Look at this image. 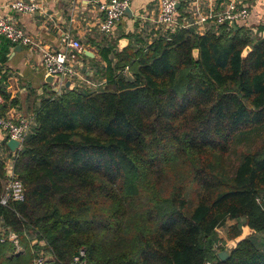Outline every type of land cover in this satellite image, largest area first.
Here are the masks:
<instances>
[{
	"label": "trees",
	"instance_id": "1",
	"mask_svg": "<svg viewBox=\"0 0 264 264\" xmlns=\"http://www.w3.org/2000/svg\"><path fill=\"white\" fill-rule=\"evenodd\" d=\"M219 30L126 47L102 89L40 102L21 150L0 146V196L7 159L25 190L0 205L22 250L5 241L0 264H31L39 242L51 264L80 247L94 264H264V25Z\"/></svg>",
	"mask_w": 264,
	"mask_h": 264
},
{
	"label": "crops",
	"instance_id": "2",
	"mask_svg": "<svg viewBox=\"0 0 264 264\" xmlns=\"http://www.w3.org/2000/svg\"><path fill=\"white\" fill-rule=\"evenodd\" d=\"M16 1L0 0V17L24 31L33 45L13 44L0 34V91L8 96L7 103L4 100L1 105H7L1 116L14 122L34 116L40 102L51 97L53 85L45 81L42 51L65 50L78 73L99 82L106 80L107 62L112 67L116 63V53L126 47H145L164 35L155 25L159 0H130L131 16H124L111 36L101 35L98 30L102 18L97 6L103 0H39V9L33 14L15 11L12 5ZM178 1L180 22L192 34L213 32V21L202 26L197 22L199 15L210 10L213 14L220 13L230 2L249 12L245 20L235 23L237 28L245 29L254 37L264 25V0ZM124 39L127 41L119 47ZM68 41L81 46V52L67 45ZM106 50L110 52L105 60L102 53ZM257 236L258 240L264 238V234Z\"/></svg>",
	"mask_w": 264,
	"mask_h": 264
},
{
	"label": "built area",
	"instance_id": "3",
	"mask_svg": "<svg viewBox=\"0 0 264 264\" xmlns=\"http://www.w3.org/2000/svg\"><path fill=\"white\" fill-rule=\"evenodd\" d=\"M38 2L39 0H18L13 3L12 7L19 13L33 14L39 9ZM129 3L130 0H103V2L98 3L97 9L102 18L98 24V30L101 35L111 36L114 34L118 23L125 16V11L129 7ZM178 6V0H159L155 25L164 35L174 33L178 29H186V26L180 22ZM248 15L249 12L246 8H238L236 3L230 2L220 13L213 14L210 10L205 14L199 15L197 22L203 26V24L213 21V32L217 33L220 31L219 29L222 25L227 24L231 26L232 23L245 20ZM0 34L4 35L13 44L24 46L33 45L32 39L5 17H0ZM255 35L260 34L255 33ZM67 45L76 48L79 52L82 50L81 46L75 45L70 41H68ZM41 62L45 74L54 77L51 83L53 85L52 92L54 95L62 94L66 89L65 84L67 81H69L70 88L77 89L99 90L105 86L106 80L95 82L85 75L78 73L71 64L70 57L65 50L42 51ZM123 73H128L127 68L124 69ZM3 103L4 99L0 95V106ZM33 119L34 116H27L14 122L10 118L0 115V146L4 145L7 147V142L12 139L19 143L18 151H20L30 132ZM16 152L11 153L15 154ZM5 170L6 180L0 196V205L7 206L10 202H23L25 199V190L22 182L14 173V161L12 159L6 160ZM5 241H11L16 247V251H21L17 235L10 232L7 228L0 226V245ZM45 253L44 243L39 242L38 248L32 250L31 264H48L45 261ZM71 264L94 263L87 260L86 248L80 247L77 254L73 257ZM204 264L212 263L207 261Z\"/></svg>",
	"mask_w": 264,
	"mask_h": 264
},
{
	"label": "water",
	"instance_id": "4",
	"mask_svg": "<svg viewBox=\"0 0 264 264\" xmlns=\"http://www.w3.org/2000/svg\"><path fill=\"white\" fill-rule=\"evenodd\" d=\"M125 16H128V17L131 16V11H130L129 7H128V8L126 9V11H125ZM231 27L236 28V27H235V23H232V24H231ZM261 35H262V38H264V31H262ZM126 41H127L126 39L121 40L120 43H119V44H120L119 47H121V45H122L123 43H125ZM250 52H251V48H250L249 46H246V47L243 49L242 53H241V57H242V58L246 57ZM193 56H194V58H197V56H198V50H197V49L193 50ZM53 79H54V77H53L52 75H46V77H45V81H46L47 83H52ZM65 86H66L67 88L69 87V81L66 82ZM6 145H7L8 149H9L11 152H16V151L19 150V143H18L17 141H15V140L10 139V140L7 142ZM33 244H34V245L37 244V240H35V241L33 242ZM230 252H231V249L228 248V247H225L223 250H221V251H219V252L217 253V257L219 258L220 261H225V260L229 257ZM45 261H46V263H48V264L53 263V261H54V257L52 256L51 253H48V252L45 253Z\"/></svg>",
	"mask_w": 264,
	"mask_h": 264
},
{
	"label": "rangeland",
	"instance_id": "5",
	"mask_svg": "<svg viewBox=\"0 0 264 264\" xmlns=\"http://www.w3.org/2000/svg\"><path fill=\"white\" fill-rule=\"evenodd\" d=\"M247 33H248V35H250L251 37H253L252 36V34H249V32L247 31ZM262 33V32H261ZM262 36V35H261ZM255 37V36H254ZM128 75V74H127ZM126 75V76H127ZM228 221H230V222H228ZM231 222H233L232 224H230ZM236 223V221L235 220H226V223H225V225L223 226V227H220V228H218L217 229V234H218V237L220 238V239H222L224 242H223V244L225 243V245H224V247H228V248H232L233 247V245L235 244V241H229L228 240V238H227V228L229 227V226H231V225H233V224H235ZM257 237V239H259V237L258 236H256ZM262 240V242L264 243V238H260V241Z\"/></svg>",
	"mask_w": 264,
	"mask_h": 264
}]
</instances>
